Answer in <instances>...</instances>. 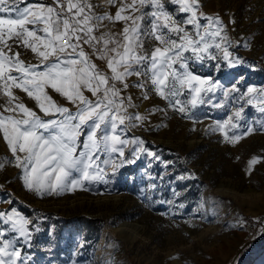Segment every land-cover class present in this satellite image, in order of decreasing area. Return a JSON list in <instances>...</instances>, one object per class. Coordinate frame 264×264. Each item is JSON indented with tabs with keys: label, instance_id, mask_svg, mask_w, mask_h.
I'll return each instance as SVG.
<instances>
[{
	"label": "rangeland",
	"instance_id": "obj_1",
	"mask_svg": "<svg viewBox=\"0 0 264 264\" xmlns=\"http://www.w3.org/2000/svg\"><path fill=\"white\" fill-rule=\"evenodd\" d=\"M24 2L53 5V0ZM164 2L170 10L176 7L170 0ZM199 2L205 15L218 16L226 26L232 43L229 51L242 63L229 66L210 60L192 65V70L210 76L224 89L264 88V0ZM89 3L92 14L114 17L121 0ZM122 28V21L104 20L95 34ZM153 43L146 40L145 49ZM8 44L26 65L39 63L36 54L15 38ZM84 49L103 68L104 62L92 55L91 48L84 45ZM136 82L131 77L123 95H131L135 105L129 112L147 119L129 128L127 135L141 138L143 147L155 156L142 153L115 175L109 171L107 184L37 195L23 185L20 169L14 166L0 132V212L15 208L31 221L30 245L18 242L28 264H264V131L259 123L264 122V113L246 105L240 123L255 131L231 143L222 132L211 130L217 120L230 114L227 106L197 108L194 116L198 122L194 123L151 92L150 85L149 99H144L142 90L131 86ZM11 91L16 98L11 106L23 103L43 119L52 118L22 90ZM47 93L58 105L76 110L51 88ZM239 94L230 92L231 96ZM85 95L91 97L88 92ZM217 97L222 98L219 92ZM9 101L0 90V113L17 116L4 111ZM129 155L130 149L125 152ZM256 157L259 162L250 168L249 161Z\"/></svg>",
	"mask_w": 264,
	"mask_h": 264
},
{
	"label": "snow or ice",
	"instance_id": "obj_2",
	"mask_svg": "<svg viewBox=\"0 0 264 264\" xmlns=\"http://www.w3.org/2000/svg\"><path fill=\"white\" fill-rule=\"evenodd\" d=\"M170 3L176 7L168 9L164 0H121L113 17L92 14L89 0H53V5L0 0V90L10 97V106L4 111L17 113H0V132L29 191L44 196L88 190L89 185L109 183V171L115 175L142 153L155 156L143 147L141 138L127 135L129 128L147 119L129 112L135 105L131 95H123L133 76L138 82L131 86L141 89L144 99H149L150 85L151 92L194 123L198 122L194 112L199 107L230 108V114L211 129L222 132L228 142L236 143L255 131L240 121L246 105L264 113V88L249 86L244 92L224 89L191 67L210 60L229 66L242 63L229 51L232 43L226 26L218 16L205 15L199 0ZM178 13L184 15L178 18ZM104 20L122 21L123 28L96 35ZM13 38L30 48L39 63L26 65L19 52L13 54L8 44ZM146 40L155 42L147 50ZM84 45L104 62L103 68ZM13 88L25 92L52 118L43 119L23 103L11 106L16 99ZM48 88L76 110L58 105L48 95ZM218 92L222 98L217 97ZM230 92L240 94L231 96ZM237 104L240 106H232ZM259 123L264 131V122ZM258 162V157L253 158L249 167ZM0 220V264H28L18 242L30 245L31 221L15 208L0 212Z\"/></svg>",
	"mask_w": 264,
	"mask_h": 264
}]
</instances>
